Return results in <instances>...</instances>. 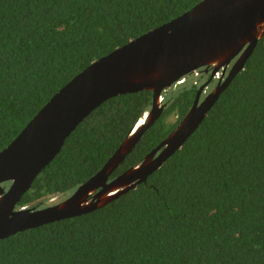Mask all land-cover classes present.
<instances>
[{
	"label": "trees",
	"instance_id": "trees-1",
	"mask_svg": "<svg viewBox=\"0 0 264 264\" xmlns=\"http://www.w3.org/2000/svg\"><path fill=\"white\" fill-rule=\"evenodd\" d=\"M202 1L0 0V152L94 62ZM211 71L163 92V116L111 180L177 129ZM152 107L149 91L105 102L18 208L74 194ZM0 264H264V37L195 134L146 183L88 215L0 241Z\"/></svg>",
	"mask_w": 264,
	"mask_h": 264
},
{
	"label": "water",
	"instance_id": "water-1",
	"mask_svg": "<svg viewBox=\"0 0 264 264\" xmlns=\"http://www.w3.org/2000/svg\"><path fill=\"white\" fill-rule=\"evenodd\" d=\"M264 37V0H203L177 19L94 62L75 77L0 152V241L45 225L93 213L133 191L181 150L244 69ZM205 70L211 76L177 129L144 161L111 180L163 116V92ZM229 70V72H228ZM222 79L203 100L216 76ZM149 91L153 107L130 131L104 168L74 194L48 207L19 209L39 175L71 134L110 99ZM10 183L7 189L4 184Z\"/></svg>",
	"mask_w": 264,
	"mask_h": 264
},
{
	"label": "flooded vegetation",
	"instance_id": "flooded-vegetation-1",
	"mask_svg": "<svg viewBox=\"0 0 264 264\" xmlns=\"http://www.w3.org/2000/svg\"><path fill=\"white\" fill-rule=\"evenodd\" d=\"M228 72H229V70H228ZM205 73H206V72H205ZM206 74H207V73H206ZM207 75H208V74H207ZM221 75H222V74H221ZM217 77H218V76H217ZM217 77H216V78H217ZM220 77H221V76H220ZM214 79H215V78H214ZM214 79H213V80H214ZM221 79H222V77H221ZM221 79H220V80H221ZM219 82H220V81H219ZM209 87H210V85H209L207 88H209ZM207 88H206V89H207ZM215 88H216V85L212 88V90H214ZM212 90H210V92H211ZM205 91H206V90H204V93H203V95H202V97H203L202 100H203V99L209 94V93H205ZM205 94H207V95H205ZM48 206H50V205L47 204L46 207H48ZM42 208H45V207H42Z\"/></svg>",
	"mask_w": 264,
	"mask_h": 264
},
{
	"label": "rangeland",
	"instance_id": "rangeland-1",
	"mask_svg": "<svg viewBox=\"0 0 264 264\" xmlns=\"http://www.w3.org/2000/svg\"><path fill=\"white\" fill-rule=\"evenodd\" d=\"M175 120H176L175 118H174V119L172 118L170 121L173 122V121H175Z\"/></svg>",
	"mask_w": 264,
	"mask_h": 264
}]
</instances>
